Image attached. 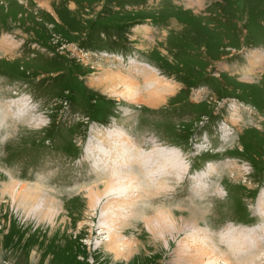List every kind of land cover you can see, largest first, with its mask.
Wrapping results in <instances>:
<instances>
[{
  "label": "rangeland",
  "instance_id": "374dc122",
  "mask_svg": "<svg viewBox=\"0 0 264 264\" xmlns=\"http://www.w3.org/2000/svg\"><path fill=\"white\" fill-rule=\"evenodd\" d=\"M0 73V264H264V0H0Z\"/></svg>",
  "mask_w": 264,
  "mask_h": 264
},
{
  "label": "bare ground",
  "instance_id": "6f19581e",
  "mask_svg": "<svg viewBox=\"0 0 264 264\" xmlns=\"http://www.w3.org/2000/svg\"><path fill=\"white\" fill-rule=\"evenodd\" d=\"M108 64H109V62H107ZM146 68V67H145ZM255 68V67H254ZM138 71V70H137ZM247 73V72H246ZM110 77V76H109ZM121 81V80H120ZM128 83V82H127ZM100 84H102V82L100 83ZM129 85V84H128ZM151 87V86H150ZM126 89H127V91L125 92V93H127V94H136V90H137V93L139 94L140 93V91H139V89L137 88V87H135V91H133V87L132 88H130V87H125ZM128 95V96H129ZM133 98H134V96H133ZM162 96H160V94H151L150 92H149V99L145 102V104L146 105H149V106H155L156 104H158V103H160V101L162 100ZM139 101V100H138ZM156 107V106H155ZM28 114V113H27ZM9 115H10V113H9ZM8 116V115H7ZM27 116V115H26ZM7 118V117H6ZM36 124V123H35ZM116 140H117V138H116ZM130 142V141H129ZM129 142H128V144H129ZM121 143H122V140H121ZM127 145V144H126ZM120 146V145H119ZM119 148V147H118ZM117 148V149H118ZM122 148V147H121ZM131 151V152H130ZM136 150H134L132 147H130V146H125V145H123V150H121V149H119V154H117L116 155V158L117 159H115L114 161H116V163H119V166H127V168H129L130 166H131V163L133 164V166H136L137 165V163H138V166H136V168L139 170V171H141L142 172V170L143 171H145V174L146 175H149V173H150V171H152V172H154L153 170H152V167H149V164H148V161L149 160H151V159H149L148 158V156H144V155H140V154H138V153H136L135 152ZM108 155V154H107ZM106 156V155H105ZM115 156V155H114ZM108 157V156H107ZM119 157V158H118ZM173 157L174 158H176L177 156H175V155H173ZM110 158H112V157H110ZM160 158H162L163 159V161H164V157H160ZM173 158V159H174ZM133 159V160H132ZM172 159V161H171V166L169 167V165H168V170H166V165H165V163H166V161L164 162V164H162L161 165V168H160V170H157V165L155 166V167H153V168H155V171H157V173H159V178H160V181L159 182H162V178H164V176H166L167 175V171L169 172V171H171L173 174H176V173H179L180 172V170H179V166H178V164H174V163H176L177 161L176 160H173ZM143 166V167H142ZM146 168H145V167ZM153 166V165H152ZM112 168V167H111ZM122 168H124V167H122ZM119 170V169H118ZM136 170V169H135ZM121 171V170H120ZM117 173H119L118 171H117ZM126 174H127V172H126ZM126 174H124V175H126ZM132 174V173H131ZM142 174V173H141ZM120 175V174H119ZM168 175H170V174H168ZM117 176H118V174H117ZM122 176V175H121ZM130 176H133V175H130ZM114 177V176H113ZM115 177H116V172H115ZM123 178H127L126 176H123V177H118V178H112V176H111V179H115V180H113L114 182H112V180L111 179H107L108 181H107V183L105 184V185H103L102 186V188H96V189H94L93 191L91 190V191H88V192H86V194H87V196L89 197V200H90V205H93L96 201H98V199L99 198H102V196H104L106 193L108 194L109 192H111V191H113V190H115L114 188H116V187H114L116 184H114V185H111V183L113 184V183H117V182H121V181H125V180H123ZM131 178V177H130ZM129 178V179H130ZM134 178V177H133ZM127 180V179H126ZM135 180V179H134ZM155 181V180H154ZM130 184H132L131 183V179L128 181ZM135 182V181H134ZM158 182V181H157ZM118 185H120V184H118ZM121 185H123V188H125V189H127V190H129V187L127 186V185H125L124 183H122L121 182ZM121 187L122 186H118V189H121ZM131 187V189H132V187H133V185H131L130 186ZM116 190H117V188H116ZM20 193V192H19ZM35 196H29V194H27V193H23V195H22V197H20V199H22V200H24V201H28V202H33V200L35 201ZM264 202V199L262 200V203ZM261 203V204H262ZM260 205V204H259ZM263 209V208H262ZM264 212V210H262V213ZM259 213V212H258ZM264 214V213H263ZM261 215V214H260ZM191 220V219H190ZM114 242H109V244L108 245H110V248H114L112 251H113V253L115 254V257H118V255H121V253L117 250V249H115V246H114V244H113ZM109 247V246H108ZM243 248V247H242ZM202 249V248H201ZM200 249V250H201ZM239 250V249H238ZM207 252V251H206ZM238 252V251H237ZM123 256V255H122ZM234 256V255H233ZM240 256V255H239ZM216 258V257H215ZM217 259V258H216ZM214 260V259H213ZM210 264V263H209Z\"/></svg>",
  "mask_w": 264,
  "mask_h": 264
}]
</instances>
